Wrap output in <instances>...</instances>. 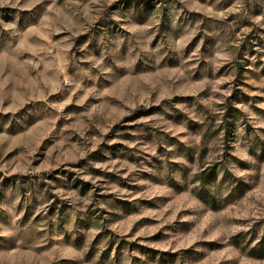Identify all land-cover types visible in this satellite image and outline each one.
<instances>
[{
  "label": "rangeland",
  "instance_id": "374dc122",
  "mask_svg": "<svg viewBox=\"0 0 264 264\" xmlns=\"http://www.w3.org/2000/svg\"><path fill=\"white\" fill-rule=\"evenodd\" d=\"M0 264H264V0H0Z\"/></svg>",
  "mask_w": 264,
  "mask_h": 264
}]
</instances>
